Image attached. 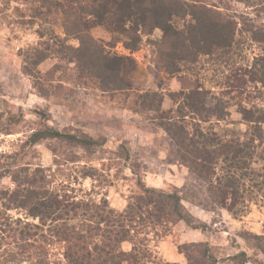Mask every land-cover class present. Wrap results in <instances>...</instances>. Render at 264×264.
I'll return each instance as SVG.
<instances>
[{"label": "trees", "instance_id": "1", "mask_svg": "<svg viewBox=\"0 0 264 264\" xmlns=\"http://www.w3.org/2000/svg\"><path fill=\"white\" fill-rule=\"evenodd\" d=\"M24 1L33 4L30 16L41 22L38 34L46 38L41 42L45 49L74 62L77 80L98 82L102 90L127 89L129 79L121 72L134 70L136 61L131 55L107 50L91 33L98 25L131 37L132 50L143 34L161 29L169 37L168 45L158 41L161 66L169 74L181 72L184 64H195L202 55L227 57L243 33H248L251 41L264 43V0H239L255 6V12L244 13L233 11L231 0ZM57 29H62L65 37L59 36ZM68 36L77 38L78 45L69 44ZM34 49V63L47 56L42 47ZM257 61L229 76L227 98L243 100L249 82L264 84V56ZM232 91L238 95H229ZM179 94L181 108L176 115H163L160 124L174 142L175 160L186 165L196 179V186L185 190L147 187L139 180L141 192L131 197L126 208L117 210L106 197L98 200L57 189L50 184L44 167H33L16 153L1 152L0 264H149L155 258L152 233L157 236L179 220L206 229L207 223L187 210L186 194L207 210L224 208L235 216L245 213L250 201L264 197V157L259 152L264 107H247L241 102L249 136L222 138L199 127L192 133L185 117L195 114L204 121L211 116L224 120L230 100L220 97L221 105H212L209 91L198 80ZM157 96L158 92L148 93L143 101L161 110L163 98ZM61 137L86 149L95 143L92 138L79 139L50 126L33 130L25 143ZM257 162L261 163L259 169L253 167ZM5 177L11 178L12 186L2 183ZM241 235L252 251L241 249L218 259L208 243H193L185 264H264V233L245 230ZM125 241L131 242L130 250L123 248ZM54 250L59 255L53 259Z\"/></svg>", "mask_w": 264, "mask_h": 264}, {"label": "rangeland", "instance_id": "2", "mask_svg": "<svg viewBox=\"0 0 264 264\" xmlns=\"http://www.w3.org/2000/svg\"><path fill=\"white\" fill-rule=\"evenodd\" d=\"M230 2L237 13L255 12V6L239 0ZM32 5L24 0H0V153H16L33 167H44L53 187L98 200L106 197L113 208L123 210L131 197L141 192L139 180L147 187L164 190L196 186L188 167L175 160L176 147L160 120L166 113L177 114L182 102L179 92L197 80L209 91L212 105H221L220 97L230 102L224 120L211 116L204 121L195 114L187 115L189 130H213L222 138L249 136L242 103L264 107V84L249 82L243 100L227 98L226 94L229 76L264 56V43L251 41L248 33L240 36L227 57L218 53L202 55L195 64H184L181 72L169 74L161 66L158 41L169 44V37L161 29L143 34L132 50L131 37L95 26L91 33L107 50L119 56L131 55L136 61L134 70L121 72L129 79L127 89L102 90L98 82L77 80L74 62L45 49L41 42L46 38L38 34L41 22L30 16ZM57 34L65 37L62 29H57ZM67 38L69 44L78 45L77 38ZM41 47L47 56L34 63V48ZM153 92L163 98L161 110L143 101L144 95ZM229 95L238 93L232 91ZM43 126L79 139L92 138L95 143L86 149L71 138L61 137L26 145L32 131ZM262 131L263 140L256 143L261 144L259 152L264 157V123ZM260 162L253 167L259 169ZM2 183L12 186L10 177ZM186 196L187 210L207 223L206 229L179 220L157 236L152 233L150 245L155 258L149 264H185L187 253L193 252L192 244L199 242L208 243L218 259L241 249L252 251L241 233H264V197L250 201L247 211L235 216L224 208L207 210ZM131 247V242L123 243L124 249ZM55 253L53 259L59 255Z\"/></svg>", "mask_w": 264, "mask_h": 264}]
</instances>
